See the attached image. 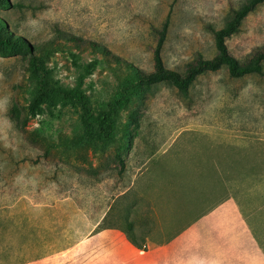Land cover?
<instances>
[{"label": "rangeland", "instance_id": "rangeland-1", "mask_svg": "<svg viewBox=\"0 0 264 264\" xmlns=\"http://www.w3.org/2000/svg\"><path fill=\"white\" fill-rule=\"evenodd\" d=\"M243 1L10 0L9 8H0V19L42 56L51 84L80 90L90 113L103 119L114 111V96L131 70L88 46L58 38V32L100 43L149 71L154 29L168 16L161 59L166 67L182 71L196 56L214 54L206 27H221L230 9ZM225 44L242 63L252 51L264 50V3L245 16ZM29 55L17 49L0 56V203L15 198L0 208L12 215L18 207L11 205L19 201L25 225H30L32 212L45 218L50 204L58 205L55 214L61 217L70 203L86 216L88 228L95 221L99 228H123L129 221L131 233L141 239L156 214L186 218L192 207L201 212L227 195L247 207L264 201V77L252 73L234 78L222 67L198 75L185 93L154 84L112 113V141L102 151L59 145L44 157L46 143L81 132V109L74 103L35 100ZM12 105L43 146L18 132L6 115ZM133 111L136 126L129 118ZM11 226L6 222L10 232ZM40 230L45 232L43 226Z\"/></svg>", "mask_w": 264, "mask_h": 264}, {"label": "crops", "instance_id": "crops-1", "mask_svg": "<svg viewBox=\"0 0 264 264\" xmlns=\"http://www.w3.org/2000/svg\"><path fill=\"white\" fill-rule=\"evenodd\" d=\"M19 204L12 215L0 208V264H264V201L247 207L227 195L186 218L156 214L140 246L119 228H88L70 203L61 217L50 204L45 218L32 212L25 225Z\"/></svg>", "mask_w": 264, "mask_h": 264}, {"label": "trees", "instance_id": "trees-1", "mask_svg": "<svg viewBox=\"0 0 264 264\" xmlns=\"http://www.w3.org/2000/svg\"><path fill=\"white\" fill-rule=\"evenodd\" d=\"M262 3H264V0H244L236 8L230 9L221 27L213 28L208 25L206 28L211 34L214 54L209 58H204L201 55L196 56L191 61L185 63L182 71L166 67L161 59L160 50L166 36L168 16L163 19L158 28L154 29L156 40L152 49V69L149 71L136 68L119 55L113 54L106 46L100 43L85 40L67 32H58L56 35L58 38L75 45L88 46L98 51L106 60L112 61L115 64L125 65L131 70V73L124 77L120 85V91L114 96V102L112 103L114 111H110L103 119H99L90 113L86 97L80 90L64 89L51 84L43 68L42 56L34 53V51L27 47V43L23 37L14 35L8 31L6 24L0 19V56L6 57L12 55L17 49L28 50L30 55L27 59V72L36 81L35 100L51 104L57 102L61 104L74 103L81 109V132L69 140L63 139L60 143H46L43 147L42 156L47 157L51 153H56V148L59 145L64 149L90 147L92 150L102 151L112 141V113L114 112L115 115L117 109L124 105V103L144 96L149 91L150 86L154 84L166 83L185 93L198 75L205 72H213L222 67H225L228 75L234 78L252 73L264 77L263 49L252 51L247 55L246 62L242 63L229 52L225 44V40L239 30L245 16ZM10 6V0H0V8H9ZM6 115L14 123L15 128L23 138L35 146H43L37 140L40 136L36 133L28 132L25 128L26 117L20 112L18 107L13 105L8 107ZM129 118L136 126V114L134 111L130 113ZM32 162H35V160ZM119 164V169H121L122 162L120 159ZM14 200L15 198L13 197L10 201L0 203V205L10 204ZM99 226L101 228H119L128 240L136 246H140L143 240V237L136 239L135 235L131 233L132 223L129 221L125 222L123 228L118 225L107 224Z\"/></svg>", "mask_w": 264, "mask_h": 264}]
</instances>
